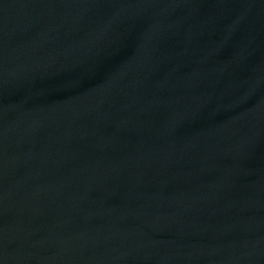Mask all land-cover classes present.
I'll list each match as a JSON object with an SVG mask.
<instances>
[{
  "label": "water",
  "instance_id": "water-1",
  "mask_svg": "<svg viewBox=\"0 0 264 264\" xmlns=\"http://www.w3.org/2000/svg\"><path fill=\"white\" fill-rule=\"evenodd\" d=\"M0 264H264V0H0Z\"/></svg>",
  "mask_w": 264,
  "mask_h": 264
}]
</instances>
